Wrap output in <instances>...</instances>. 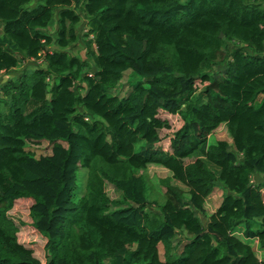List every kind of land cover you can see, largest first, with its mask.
I'll use <instances>...</instances> for the list:
<instances>
[{"label":"trees","instance_id":"obj_1","mask_svg":"<svg viewBox=\"0 0 264 264\" xmlns=\"http://www.w3.org/2000/svg\"><path fill=\"white\" fill-rule=\"evenodd\" d=\"M0 78V264H264V0H0Z\"/></svg>","mask_w":264,"mask_h":264},{"label":"rangeland","instance_id":"obj_2","mask_svg":"<svg viewBox=\"0 0 264 264\" xmlns=\"http://www.w3.org/2000/svg\"><path fill=\"white\" fill-rule=\"evenodd\" d=\"M82 26L79 28L81 29ZM83 34V31L81 30V36ZM231 49V48H230ZM71 52H73L74 54L80 56L81 58L85 59V47L81 46L80 43L76 44L73 48L70 49ZM33 69V67H28L26 68L25 66H19L18 71H16V76L17 74H21L26 70H30ZM220 68H216L214 71H212V75L213 78L217 77L218 74H215L213 72H217ZM222 72V70H221ZM220 72V73H221ZM138 78H134V81H136ZM131 75L130 72H126L124 73V76L122 78V80L118 83L117 87L115 88L114 92L115 94H119V96H124L126 95V93H128L131 90V87L129 85V83L131 82ZM6 81V78H0V85L3 84ZM133 81V82H134ZM201 91V90H200ZM198 91L197 93L194 94L192 100L195 101L197 98V95L200 94L201 92ZM121 93V94H120ZM162 114V113H161ZM215 141H226L228 143L231 142L230 136L227 132V129L224 125H221L216 131H214V133L209 137L208 139V143L209 144H213ZM26 151L32 153L36 158H39V156H41L42 154L46 153V148L45 146H40L38 148H32V147H28L26 149ZM199 156V155H198ZM201 158V157H200ZM202 159V158H201ZM191 160V159H189ZM193 163H196L198 165V167H194V170L197 171H201V173L206 174L207 173V168L214 173V171L216 170L214 167L208 165L207 168L206 166H204L203 164L195 161V162H189V165H193ZM188 164V163H187ZM146 172V177H147V181L149 183V187H150V193H149V197L150 200L153 201L155 200L158 204H161L164 202V197L162 194H164L165 189L164 187L161 185V183L159 182V180L166 178L170 175V173L162 166L160 165H148V167L145 170ZM83 179H81V183L83 184ZM255 182H259L257 179L255 180ZM254 182V183H255ZM181 186V185H179ZM107 193L109 194L110 198L112 199H121V196L119 193H116L112 190L111 187H107ZM222 196H223V190L222 187L220 185H218L215 189V191L206 199L205 202V209H206V216L210 215L211 213H213L218 206L220 205L221 201H222ZM264 197V194H263ZM26 210L22 209V211H12L9 214V217L14 221V223L18 226L19 221L21 220H26ZM201 219L203 220V222H206L207 217H201ZM19 232L17 234V239L18 242L22 245H24L27 248L32 249L35 258H37L39 261H41V263L44 264L45 262V258H44V251H43V247L45 244V239H43L42 237H40L39 235L36 234H22L20 233V231H23L20 226H19ZM235 237L237 239H241L240 235H235ZM243 240V239H241ZM245 242V240H243ZM28 242V243H27ZM177 244V253L180 252L181 247H182V242L178 241L171 244L170 246L168 245H159L158 250H159V256L161 260H164L166 258L167 255H169L170 251L173 249V247ZM253 250L255 251V254L258 258V260L263 261L264 260V251H261L258 248V244L256 240H253L249 243Z\"/></svg>","mask_w":264,"mask_h":264}]
</instances>
